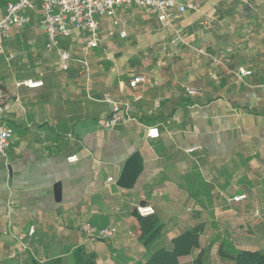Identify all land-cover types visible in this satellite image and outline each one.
Returning <instances> with one entry per match:
<instances>
[{"label": "crops", "instance_id": "crops-1", "mask_svg": "<svg viewBox=\"0 0 264 264\" xmlns=\"http://www.w3.org/2000/svg\"><path fill=\"white\" fill-rule=\"evenodd\" d=\"M181 2L192 9L173 12L172 28L131 7L116 13V26L101 23L97 48L86 49L84 35L61 38L66 69L45 50L36 19L2 42L3 118L13 136L0 157V264H72L78 248L96 264H139L192 230L198 249L178 264L200 251L204 264H231L219 255L222 239L264 254V0ZM176 35L183 44H172ZM29 80L42 86L22 85ZM104 95L129 108L111 131ZM149 128L159 137L147 138ZM132 158L134 180L120 185ZM138 207L164 225L148 246L138 238ZM82 223L117 233L90 242Z\"/></svg>", "mask_w": 264, "mask_h": 264}, {"label": "built area", "instance_id": "built-area-1", "mask_svg": "<svg viewBox=\"0 0 264 264\" xmlns=\"http://www.w3.org/2000/svg\"><path fill=\"white\" fill-rule=\"evenodd\" d=\"M131 7L144 9L156 16L160 25L166 28L173 27L174 14H184L192 9L191 5L182 3L181 0H0V54H3L2 42L9 39L15 29H23L30 25L36 19L38 26L43 30L46 38L45 50L57 54L60 66L67 68L70 55L60 45L61 38H70L73 36H86V49H94L101 42L100 25L104 20L113 19L112 25L118 23L115 15L119 10H125ZM120 39L125 38V32L120 31ZM174 46L183 44L180 35H176L172 41ZM201 54V50H194ZM12 59L13 54H8ZM238 77L250 75L249 71L239 69ZM144 78L135 77L130 83L131 88H135L139 83L144 82ZM22 85L29 88H38L42 86L40 80L25 81ZM189 96L199 95L197 89H186ZM104 103L111 106V112L107 119L103 121V127L106 130H114L119 124L128 119V104L124 101H116L107 95L102 98ZM5 104L3 94L0 91V157H6V153L11 145L13 136L12 129L7 125L3 114L8 110ZM146 137L156 139L159 137L157 128L146 130ZM196 148L187 149V153H193ZM77 156L72 155L67 158L68 163L77 162ZM113 179H107L112 182ZM245 199L244 195L233 197L234 202H240ZM137 215L144 217L154 213L151 207H138ZM80 230L84 233L86 239L90 242L103 241L111 239L117 233L114 226L97 228L89 223H82ZM34 230L30 229L29 234ZM21 239V238H20Z\"/></svg>", "mask_w": 264, "mask_h": 264}, {"label": "trees", "instance_id": "trees-1", "mask_svg": "<svg viewBox=\"0 0 264 264\" xmlns=\"http://www.w3.org/2000/svg\"><path fill=\"white\" fill-rule=\"evenodd\" d=\"M139 227V240L148 246L158 240L163 232L164 225L152 214L149 216H137ZM198 249L197 231H185L172 240L171 249H158L142 263L139 264H178L181 256L193 254ZM219 255L228 258L231 264H264V254L256 251H244L236 249L226 239L220 242ZM205 252L195 254L192 264H204ZM44 264H62V260L52 259ZM72 264H96L94 255L83 248L76 249L72 254Z\"/></svg>", "mask_w": 264, "mask_h": 264}, {"label": "water", "instance_id": "water-1", "mask_svg": "<svg viewBox=\"0 0 264 264\" xmlns=\"http://www.w3.org/2000/svg\"><path fill=\"white\" fill-rule=\"evenodd\" d=\"M133 158L131 159V160H129V162L125 165V168H124V170H123V173H122V175H121V178L119 179V184L120 185H123V186H126V185H128L129 183H131L132 182V180H134L133 178H134V175H135V172H134V170H136V169H134L133 168ZM122 181H124V182H128L127 184H122Z\"/></svg>", "mask_w": 264, "mask_h": 264}]
</instances>
